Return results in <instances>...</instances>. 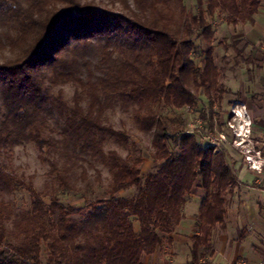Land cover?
<instances>
[{"label": "trees", "instance_id": "obj_1", "mask_svg": "<svg viewBox=\"0 0 264 264\" xmlns=\"http://www.w3.org/2000/svg\"><path fill=\"white\" fill-rule=\"evenodd\" d=\"M117 2L121 8L101 0H0V153L34 142L50 166V193L0 169V264H145L172 241L197 186L205 194L190 264L212 251L213 228L227 214L224 194L236 183L227 153L145 110L194 106L192 86L208 92L211 107V87L221 100L214 22L222 15L221 23L252 24L262 0H195L190 8L185 0ZM198 36L207 42L202 65L192 58ZM116 110L134 114L153 135L154 170L146 176L142 156L108 147L128 143L110 121ZM201 117L212 127L205 108ZM89 168L98 180L108 170V189L96 199L81 195V206L64 203L59 194L75 191ZM21 187L30 193L28 208L11 199Z\"/></svg>", "mask_w": 264, "mask_h": 264}, {"label": "rangeland", "instance_id": "obj_2", "mask_svg": "<svg viewBox=\"0 0 264 264\" xmlns=\"http://www.w3.org/2000/svg\"><path fill=\"white\" fill-rule=\"evenodd\" d=\"M101 1L106 6L114 9L121 8L118 2L112 6L111 1L113 0ZM185 3L190 8L196 2L195 0H185ZM223 19L225 18L221 15L214 22L216 34L213 43L215 46L216 63L220 68L219 82L224 90L221 100L218 99L214 88L211 87L209 92L211 98L214 99L213 106L211 107L209 105L210 98L208 92L204 89L197 91L192 86L193 91L198 96V101L194 106L170 108L163 103H154L148 105L145 112L160 114L164 118H168V122L172 126H183L187 131L200 135L202 143L213 146L214 152L223 150L227 153V158L233 155L242 158L248 163L246 155L249 152H252L253 158H259L257 153L259 151V143L256 141L257 135L254 131V114L251 112L248 103L244 101L247 84H249V78L253 74L254 62L241 60L232 47L235 44L238 49L243 50L244 58H247L248 53L245 50L247 44L242 37V27L244 24L233 26L221 23L224 22ZM238 38H240V41L236 40ZM195 42L197 46L195 52H197L192 54V58L197 64L202 65L207 42L202 36L196 37ZM0 56H4V53H0ZM257 56L261 58V55L257 54ZM63 95L65 100L71 101L73 86H64ZM203 108L206 109L208 119L211 116L214 118L212 127L209 126L208 120L204 121L201 117ZM234 110L239 111L240 116H236L233 112ZM108 115L113 126L117 130L126 131L129 136L125 149L112 143L108 147L118 148L123 155L130 153L134 156H142L144 158L141 165L143 175L146 176L151 173L154 170L153 155L155 152L152 144V133H146L139 129L134 114L116 110L109 112ZM230 123L233 124L234 128L230 126ZM221 124L223 128H221ZM221 134H224L225 138H222ZM230 144H232V148ZM1 152L0 169H4V165H7V170L13 171L21 178L25 185H32L37 191L43 193L50 191L48 189L50 187L48 184L50 166L47 161L49 155L46 150L43 152L34 142H30L16 146L11 153L6 154L3 151ZM259 152L263 157L262 152ZM249 168L252 169L250 165ZM101 173V179L98 180L97 173L89 168L87 178H81L79 184L74 188L75 191L59 194L61 200L66 204H72L76 207L83 205L84 198L82 196L84 194L95 199L102 196L109 187L111 175L105 168L101 169ZM49 193L47 194L49 195ZM47 194L45 196L48 201L49 196ZM204 194L205 190L201 186L194 187L188 202L190 203V208H196L199 200L198 197L200 195L203 197ZM125 195L130 196L132 193L129 191ZM11 199L15 202L17 208H28L31 204L30 193L22 187L11 196Z\"/></svg>", "mask_w": 264, "mask_h": 264}, {"label": "crops", "instance_id": "obj_3", "mask_svg": "<svg viewBox=\"0 0 264 264\" xmlns=\"http://www.w3.org/2000/svg\"><path fill=\"white\" fill-rule=\"evenodd\" d=\"M242 28L247 44L246 62H254L244 101L254 114L258 150L264 158V0L254 23L244 24ZM227 162L235 173L236 183L224 194L226 218L213 228L212 251L202 263L264 264V167L261 171L252 170L245 160L233 155ZM198 198L196 208H190V203L184 208V218L172 234V241H166L154 254L145 256V264H190L192 238L201 235L198 220L203 197Z\"/></svg>", "mask_w": 264, "mask_h": 264}, {"label": "built area", "instance_id": "obj_4", "mask_svg": "<svg viewBox=\"0 0 264 264\" xmlns=\"http://www.w3.org/2000/svg\"><path fill=\"white\" fill-rule=\"evenodd\" d=\"M233 112L235 113L236 116H240V112L239 111H235L234 110ZM230 126L232 128H234L233 124H231V123H230ZM221 137L225 138L224 134H221ZM251 153L252 152H249V154L246 155V159H247L250 167L252 169L257 170V171H261L263 169V167H264V158L261 156V153L259 151H257L259 158H257V157L253 158L254 155L251 154Z\"/></svg>", "mask_w": 264, "mask_h": 264}]
</instances>
